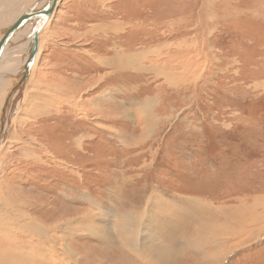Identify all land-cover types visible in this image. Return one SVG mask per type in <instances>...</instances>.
Returning <instances> with one entry per match:
<instances>
[{"label":"rangeland","instance_id":"374dc122","mask_svg":"<svg viewBox=\"0 0 264 264\" xmlns=\"http://www.w3.org/2000/svg\"><path fill=\"white\" fill-rule=\"evenodd\" d=\"M57 10L0 147V251L30 264H47L43 248L59 256L48 264H163L108 240L121 219L146 220L150 199L165 218L143 229L140 246L168 253L167 219L187 223L166 264H200L215 238L231 251L219 264H264V221L234 243L221 236L240 232L239 211L263 210L264 0H61ZM118 54L139 57L140 69L114 74L98 62ZM195 199L209 217L199 229ZM30 220L53 242L23 232Z\"/></svg>","mask_w":264,"mask_h":264},{"label":"bare ground","instance_id":"6f19581e","mask_svg":"<svg viewBox=\"0 0 264 264\" xmlns=\"http://www.w3.org/2000/svg\"><path fill=\"white\" fill-rule=\"evenodd\" d=\"M46 1L47 0H0V49L6 43V41L3 42V40H4L3 34L7 33V35H8L7 40H8L12 36L11 33L8 34V32H12L13 30H18L20 32L21 31L26 32V30L28 31L26 39H24L18 45L14 46L12 48V50L9 49L8 52L6 53L5 57L3 58V60L0 62V94H2V95L3 94L6 95V93H4V90H5V92H7V90H6L7 88L5 86L6 83H10L12 79H15L17 77L20 69H21L22 54H23L24 50L26 49L27 42H29L31 44L30 50H32V47H34L36 44V40L32 41V37H33V32H32L33 29L32 28L35 26V24H37L38 20L43 15V12L45 10ZM60 2H61V0H57L55 8L52 10V12L50 14L48 22L46 23L44 28L38 34L37 51H36V53H34V51L31 52V54L29 56L30 62H31V69H30L28 75L26 76V79L25 80L19 79L18 82L16 84H14V86H12L9 89V91L7 93V97H9V99L5 98L6 96L2 97L0 95V99H2L1 103H3L5 105V107H7L6 110L3 111L4 114L2 113V115H0V147L3 145L2 144L3 141H5L7 137H9L8 135L11 131L10 129H11L12 122H13L11 118H13L16 115L18 108L21 105H22V107H23V105H25V103H24L25 100L27 101L28 86L30 84L32 75H34L33 72L36 68V64H37V61L39 59V54H40V50H41V46H42V42H43L42 39L44 38L43 37L44 34H46L48 32V26L51 23L52 19L54 18L56 11H58L57 9H58ZM166 6L169 9L168 5H166ZM1 7H2V9H1ZM106 10H108V9H106ZM14 11L16 12V13H14V15H16V18L12 17ZM5 13H7V16L9 18L12 17L11 23L5 22V19L7 17H5L3 19V22H2V18H3V16H5ZM114 15L115 14L111 13L109 16H114ZM132 18H133V20L137 19L135 14L132 16ZM6 21H8V20H6ZM114 23H118L119 25L121 24L119 19L116 20V22H114ZM108 28H110V27L108 26ZM127 28L130 30H133V28H136V30L141 29L139 27L138 23L133 24V26L130 24H127L126 29ZM102 29L106 30V28H102ZM111 29H119L120 30L119 26L117 28L112 26ZM111 29H110V31H111ZM142 54H143L142 52L139 53V55H142ZM114 56L115 57L104 56L103 57L104 61L101 59H98V62H100L101 65L104 67H107V68L110 67V69H113L111 71L114 74L115 73L117 74L119 71H122V70H125V71L130 70V72H131V71H136V70L140 69L139 57H135V61L131 62V60H130L131 57L128 54L124 55L122 57H119V54L114 55ZM117 57L119 60L117 59ZM32 60H33V62H32ZM124 63H125V65H123ZM110 73L111 72L107 73L106 76H109ZM1 86L3 89H1ZM4 88H6V89H4ZM112 96H114V94H112L110 92L109 95H107L108 100H110L111 99L110 97H112ZM4 108L2 107V109H4ZM153 201L149 199L147 202L145 212L147 214H150V215L146 220L143 221V217H139L138 215H136V216L132 215L130 217H125L124 219H121V221H120V224H119L120 229H117L116 225L113 224L114 222H112L110 224V226L113 228V230L114 229L119 230V233L114 234V236L110 235L108 240L112 244L119 243V245L123 241L124 245L126 244V247L128 246L127 249L133 253H136L141 260L143 259V257L146 254H152L154 252H157L158 258L163 262V264H166L167 260L169 258H170V261H172V262L176 261L178 259V255L180 253V245L178 243V238H179L180 232L185 228V226H187V223L185 221H178V220L174 221L172 219H167L165 229L167 228L166 233L170 237L169 246H171L170 248L172 249L168 253L165 250L163 251L162 249H160V247H158V246L153 247V245H152L154 242L153 240H149L146 244H144L143 246H140L139 237H141L144 234L143 229H146L151 222L160 221L163 218H165V217H163V212L161 214L160 209L155 211V208L157 206L155 205V202L153 203ZM195 201L197 202V206L195 207L196 212H194V213L200 215V216L196 217V219H197V221L201 222V225L198 226V229H199V227L203 228L205 226V223L203 222V220H206L209 217H201L202 213L206 210V208L204 207L206 202L204 200H197V199H195ZM261 207L263 209L262 211L264 212V197L260 198L258 200V203H257L255 208L257 209V208H261ZM247 209L248 208H246V210ZM253 211L249 212L248 214L242 213L241 211H239L240 213L238 211H236V213L237 212L238 213H237V215L235 214L237 217L233 218V221H234L233 223H235L236 225H238V227H240V232H235V231H230L231 233L225 232V233H222L221 236L225 237V239H228V237L231 235V239L234 243V241L237 240L236 238H239V236H241V235L245 234L246 237H249V236H253L254 234H256L259 230L258 223H260V222L262 223V221H264V214L262 215V211L259 212V209L257 211L255 210L254 213H252ZM232 214H234V213H232ZM193 216H195V215H192L189 218H192ZM117 223H119V222H117ZM26 227H27V229H25V230L22 229V231L28 233L32 239L36 240L35 242L41 243V246L44 245L46 242H50V243L53 242L51 240L53 238H51L49 236L50 235L49 232L51 230L47 229L46 226L39 225V224H37L36 221L30 220V222H28ZM261 227L264 228V224H262ZM112 228H111V230L110 229L107 230L106 234H111ZM198 229H197L198 232H195L196 239L203 241L204 236L205 235L208 236V231H204L205 229L203 231H199ZM87 230L95 231L98 229L94 225L90 228V226H88V224H87ZM233 232H235L236 235H233ZM62 235H64V234H62ZM101 237H102V235H101ZM209 240H210V242L208 243L209 246L206 245V246H208V248L205 249L203 247L202 256L197 258V259L200 262V264H219V262L224 257H226V255L229 254L231 251L226 252L225 254L222 252H219V238L209 239ZM236 246H238V244H236V242H235V244L228 246V248H229L228 251L230 250V248L232 249ZM122 247H123V245H122ZM58 248H59V246H58ZM48 249L46 250V248H43V250H41V251H45L44 256L48 257L47 264H48V262L59 261V260H57V258H59V256L56 254V250H48ZM64 249H66V248H64ZM66 251H68V250L66 249ZM6 254L12 255L11 259H13V261L11 264H25L28 262L30 264L29 256H24L19 251H17V252H16V250L15 251L14 250L0 251V256H5ZM221 255H223V256H221ZM171 257H174L173 260L171 259ZM39 260H43V259L40 258ZM43 262L45 263L46 261L43 260ZM124 262H125V264H130L126 257L124 258ZM0 264H2L1 261H0ZM188 264H190V263H188Z\"/></svg>","mask_w":264,"mask_h":264},{"label":"water","instance_id":"95a60500","mask_svg":"<svg viewBox=\"0 0 264 264\" xmlns=\"http://www.w3.org/2000/svg\"><path fill=\"white\" fill-rule=\"evenodd\" d=\"M57 0H47L46 1V5H45V10L43 12V15L40 17V19L38 20L37 24H35V26L32 28L33 29V37H32V41L36 40V44L34 47H32V50H30L31 44L29 42H27L26 45V49L24 50L23 54H22V65H21V69L17 75V77L15 79H12L11 82L8 84V88L7 91L14 86V84H16L18 82V80H25L26 76L28 75L30 69H31V62H30V54L31 52L34 51V53H36L37 51V42H38V34L40 33V31L44 28V26L46 25V23L49 20L50 14L52 12V10L55 8ZM31 29V30H32ZM11 33V37L7 40V33L3 34V42L6 41V43L1 47L0 49V62L3 60V58L5 57L6 53L8 52L9 49L12 50V48L16 45H18L19 43H21L24 39H26L28 31L26 30V32L23 31H18V30H13L12 32H8V34ZM33 62V60H32ZM5 92V90H4ZM7 93V92H6ZM2 97H4L5 95H2ZM2 100L0 99V102ZM12 115V114H11Z\"/></svg>","mask_w":264,"mask_h":264}]
</instances>
